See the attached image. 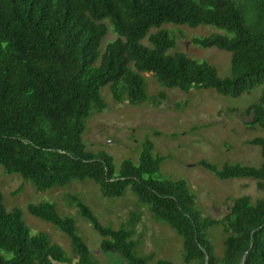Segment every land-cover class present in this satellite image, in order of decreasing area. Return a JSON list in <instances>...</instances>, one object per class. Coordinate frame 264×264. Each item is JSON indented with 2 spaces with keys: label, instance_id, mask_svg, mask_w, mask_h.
I'll list each match as a JSON object with an SVG mask.
<instances>
[{
  "label": "trees",
  "instance_id": "16d2710c",
  "mask_svg": "<svg viewBox=\"0 0 264 264\" xmlns=\"http://www.w3.org/2000/svg\"><path fill=\"white\" fill-rule=\"evenodd\" d=\"M168 24L227 32L230 37L192 42L229 52L230 76L220 78L213 66L183 53L169 54L175 41L161 29ZM109 30L115 38L101 51ZM144 73L166 88H211L233 98L259 87L249 125L264 130V0H0V167L37 191L85 179L105 198H121L128 189L155 221L180 236L185 264H242L244 254V264H264V196L254 203L247 196L235 198L215 220L201 214L184 180L159 175L165 158L153 153L149 141L137 164L126 160L118 168L107 153L86 150V121L105 108L102 88L108 86L116 102L142 103ZM249 143L260 150L257 168L198 164L219 180L250 178L264 190V137ZM70 198L100 236L102 253L119 255L125 264H172L137 254L136 221L116 230L102 226L81 201ZM2 201L0 194V264H99L77 235L74 219L60 216L53 204H30L27 210L68 238L76 263L47 234L30 235L21 212L6 211ZM216 227L222 232L221 258L208 235Z\"/></svg>",
  "mask_w": 264,
  "mask_h": 264
},
{
  "label": "rangeland",
  "instance_id": "374dc122",
  "mask_svg": "<svg viewBox=\"0 0 264 264\" xmlns=\"http://www.w3.org/2000/svg\"><path fill=\"white\" fill-rule=\"evenodd\" d=\"M175 41L169 54L180 52L197 62H206L216 69L220 78L230 76V53L215 47H200L193 39L211 35H230L210 25L189 27L187 25H165ZM111 30V28H110ZM107 31L104 44L115 38ZM151 29L150 33L156 32ZM142 43H146L144 40ZM145 82L146 100L130 103L112 99L108 86L102 88L101 97L105 108L86 121L82 141L91 153L105 152L111 156L116 168L126 160L137 164L138 157L149 141L153 153L165 158L159 175L170 181L184 180L196 198V206L205 217L219 220L231 206V201L247 196L254 203L264 196V190L250 178L219 180L198 163L208 162L217 169L224 165L240 164L259 167L261 156L258 146L249 142L264 137V130L249 125V107L257 102L259 87L233 98L218 94L211 88H192L183 91L166 88L159 84L151 73L141 74ZM160 95H165L161 100ZM0 194L6 211L18 209L30 235L43 232L51 242L59 245L77 262L72 254L68 238L50 223L32 216L30 204L51 203L60 216H70L75 221L76 233L92 252L99 264H125L119 255L102 253L100 236L81 218L70 204V197L81 201L102 226L116 230L131 225L136 252L148 256L151 262L163 259L172 264L182 261V240L166 224L155 221L147 208L138 203L127 189L121 198H105L90 180L72 181L64 187L44 191L34 189L30 181L17 174H6L0 167ZM137 217V219L135 218ZM215 252L222 257L221 228L208 231Z\"/></svg>",
  "mask_w": 264,
  "mask_h": 264
},
{
  "label": "water",
  "instance_id": "95a60500",
  "mask_svg": "<svg viewBox=\"0 0 264 264\" xmlns=\"http://www.w3.org/2000/svg\"><path fill=\"white\" fill-rule=\"evenodd\" d=\"M136 103H140V101H136ZM244 261H245V254L242 257L241 263L244 264Z\"/></svg>",
  "mask_w": 264,
  "mask_h": 264
}]
</instances>
